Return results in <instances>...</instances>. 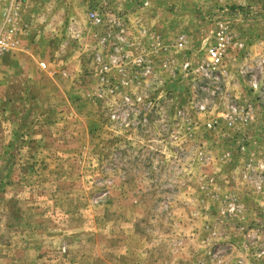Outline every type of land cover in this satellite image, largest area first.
<instances>
[{
  "label": "rangeland",
  "instance_id": "1",
  "mask_svg": "<svg viewBox=\"0 0 264 264\" xmlns=\"http://www.w3.org/2000/svg\"><path fill=\"white\" fill-rule=\"evenodd\" d=\"M10 30L0 264H264V0H0Z\"/></svg>",
  "mask_w": 264,
  "mask_h": 264
},
{
  "label": "built area",
  "instance_id": "2",
  "mask_svg": "<svg viewBox=\"0 0 264 264\" xmlns=\"http://www.w3.org/2000/svg\"><path fill=\"white\" fill-rule=\"evenodd\" d=\"M92 17L97 19V17L94 14H92ZM214 37H215L214 43L206 50V54H207L206 67L209 68L211 71H215L218 69L217 67L222 62L226 48L231 42V36L229 35L228 31L223 28L216 29L214 33ZM15 44H16V40L12 30H10L9 32H2V34H0V54L3 53L4 51L13 48ZM200 67L203 68L202 65Z\"/></svg>",
  "mask_w": 264,
  "mask_h": 264
}]
</instances>
